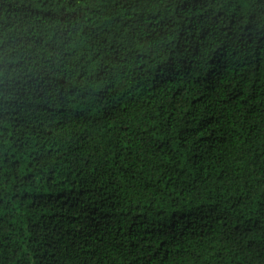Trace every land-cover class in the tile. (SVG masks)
<instances>
[{
	"label": "trees",
	"instance_id": "1",
	"mask_svg": "<svg viewBox=\"0 0 264 264\" xmlns=\"http://www.w3.org/2000/svg\"><path fill=\"white\" fill-rule=\"evenodd\" d=\"M0 264H264V0H0Z\"/></svg>",
	"mask_w": 264,
	"mask_h": 264
}]
</instances>
